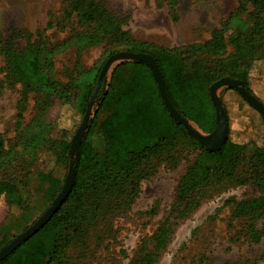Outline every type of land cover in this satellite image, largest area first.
<instances>
[{
	"label": "rangeland",
	"instance_id": "rangeland-1",
	"mask_svg": "<svg viewBox=\"0 0 264 264\" xmlns=\"http://www.w3.org/2000/svg\"><path fill=\"white\" fill-rule=\"evenodd\" d=\"M238 9V0H0V132L5 150L15 153L17 160L3 175L17 181L24 206L11 207L5 196L0 198V252L48 211L65 186L70 164L75 163L69 152L67 171L55 168V157H45L47 141L33 154L22 138L24 131L56 123L60 133L50 139L60 141L66 132L71 145L91 101L82 115L75 105L78 83L68 107L58 92L71 82L89 85L90 77L102 71L111 56L128 52L124 49L137 42L172 50L206 44ZM248 14H243L246 23ZM99 17L111 18L125 35L107 36L91 45L86 37L95 31L93 19ZM235 31L243 32L237 26L226 34L224 57L198 54L186 71L201 68L216 73L221 61L237 60L239 53L248 59L246 44L233 40ZM37 61L43 63L42 70L57 92L33 84L37 78L32 67ZM127 64L114 65L106 74L89 122L100 123L116 110L120 95L133 82ZM250 88L264 103V61L255 62ZM220 98L230 122L228 140L248 145L238 177L228 182L221 175L211 177L207 185L196 188L200 205L182 214L180 187L183 182L189 188L196 184L185 178L201 151L188 143L168 149L152 161V176L140 180L137 198L132 199L130 188L124 187L122 192L105 188L88 199L97 208L86 214L85 233L64 248L61 264H145L144 255L154 250V237L163 227L169 229L167 242L154 264H264L263 203L254 212L245 209L247 202L264 199V194L259 184L242 182L251 171L248 161L253 147L264 146V119L234 89L222 90ZM91 143L102 152L99 135ZM47 178L61 181L57 185ZM11 219L15 222L8 223Z\"/></svg>",
	"mask_w": 264,
	"mask_h": 264
},
{
	"label": "trees",
	"instance_id": "trees-1",
	"mask_svg": "<svg viewBox=\"0 0 264 264\" xmlns=\"http://www.w3.org/2000/svg\"><path fill=\"white\" fill-rule=\"evenodd\" d=\"M238 1L239 9L235 15L231 16L220 30L215 31L212 40L206 44L172 50L137 42L124 49L128 52L149 54L157 60L168 97L174 108L181 117L194 122L206 134L214 132L216 128V110L211 99L210 88L218 80L231 78L242 81L246 90L259 99L250 88V77L255 62L264 61V0ZM249 6L253 7L252 12H249ZM245 13H249L247 23L243 19ZM93 22L96 25L95 31L86 37L91 45L99 44L107 36L119 39L125 35L111 18L104 20L99 17L93 19ZM237 26L243 32L235 31L233 40L246 44L248 59L244 54L240 56L239 53L237 60L221 61L220 69L216 73L195 68V64L192 72L186 71L187 63L198 54L207 53L224 57L227 54L225 36ZM43 66V63L39 61L33 64L32 70L37 78L33 84L45 87L49 92H57L49 75L42 70ZM127 66L133 74L132 85L120 95L117 108L113 113L100 123L89 122L80 149V161L75 164L76 177L68 199L37 233L38 235L35 234L37 237L32 242L30 240L33 237L28 240L30 243L25 248L21 251L18 248L11 254L15 256L10 261L1 264H61L60 257L64 248L76 235L81 236L85 233L82 226L87 219L86 214H89L91 209L97 208V205H90L88 199L105 188H115L122 192L124 187L130 188L129 195L132 199L137 198L140 180L152 176V161L163 156L166 150L173 149L181 143H188L194 149L201 151L196 165L190 169L185 178V181L190 179L196 184L189 188V185L183 182L180 187L179 200L185 206L182 214L200 205V201H197L195 197L196 188L207 185L211 177L221 175L227 182L238 177L239 167L246 160L243 154L248 145H237L228 140L221 151H209L171 116L164 105L150 69L141 62L128 63ZM100 71L101 69L90 77L89 85L79 82L65 85L58 92L65 106L68 107L71 104V91L74 83H78L77 87L79 86L80 91L75 105L77 112L84 115L88 103L95 94ZM26 88H30V85ZM222 105L224 107L223 103ZM224 109L230 123L228 112L225 107ZM19 118H22L21 113ZM58 129L59 126L56 123L39 126L38 130L24 131L22 138L25 149L33 154L37 153L47 141L49 147L45 157L48 159L54 156L55 168H62V171L66 172L70 162V137L63 132L60 141H52L50 138L60 133ZM95 134L99 135L103 142L100 153L91 143V138ZM253 148V155L248 161L251 171L246 173L247 176L242 182L259 184L264 194V146ZM15 156L12 151L5 150L4 139L0 132V198L5 196L9 206L22 209L24 206L19 198L17 181L14 178L4 179L3 175V171L16 163ZM47 180L58 185L61 178L54 180L47 178ZM261 203L264 208V199L249 201L245 204L247 205L245 209H251L254 212L259 209L258 205ZM14 222L15 219L8 221V223ZM168 230L166 227L158 230L154 237V250L144 255L145 264H154L159 258L158 253L165 249Z\"/></svg>",
	"mask_w": 264,
	"mask_h": 264
},
{
	"label": "water",
	"instance_id": "water-1",
	"mask_svg": "<svg viewBox=\"0 0 264 264\" xmlns=\"http://www.w3.org/2000/svg\"><path fill=\"white\" fill-rule=\"evenodd\" d=\"M126 62L127 63L141 62L144 63L150 69L157 83L159 93L162 97L164 105L171 114V116L186 128L189 135L194 137L197 141H199L201 145L206 147L211 152L221 151L229 139V133H230L229 123H228L227 115L225 113V109L222 105L220 98V92L222 90L234 89L241 95V97L251 107L257 110L264 117V104L246 90L244 83L242 81L231 78H223L217 81L216 83H214L210 88L211 99L213 101L216 110V128L214 132L210 134H205L199 128L194 127L191 121L181 117V115L178 114L171 100L168 97L167 90L165 87V81L162 76L159 64L152 55L133 53V52H120L111 56L108 59V61L105 63L101 71L95 94L91 99V102L84 117V121L72 140L70 153L71 155L75 156V163H71L69 166L66 183L62 192L53 202L52 206L48 209V211L38 221H36L24 233H22L21 235L16 237L13 241H11V243L7 245L0 252V264L11 254H13L19 247H21L25 242H27L35 234H37L54 217V215L59 211V209L68 199L75 182V177H76L75 164L78 163L80 159L81 145L87 133L88 124L91 116V107L99 91V86L101 82L104 80L106 74L114 65L120 63H126Z\"/></svg>",
	"mask_w": 264,
	"mask_h": 264
}]
</instances>
